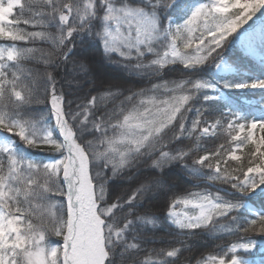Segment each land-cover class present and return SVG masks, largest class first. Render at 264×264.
<instances>
[{"label":"snow or ice","instance_id":"snow-or-ice-1","mask_svg":"<svg viewBox=\"0 0 264 264\" xmlns=\"http://www.w3.org/2000/svg\"><path fill=\"white\" fill-rule=\"evenodd\" d=\"M97 54L149 86L98 81ZM177 66L186 75L165 79ZM222 128L231 150L189 163ZM177 165L216 191L177 195ZM125 182L136 186L117 194ZM222 231L242 238L195 264H253L242 253L264 236V0H0V264H176L187 239Z\"/></svg>","mask_w":264,"mask_h":264},{"label":"trees","instance_id":"trees-1","mask_svg":"<svg viewBox=\"0 0 264 264\" xmlns=\"http://www.w3.org/2000/svg\"><path fill=\"white\" fill-rule=\"evenodd\" d=\"M251 23V22H249ZM37 47H41V48H48L47 44H37ZM224 53L226 56H228L229 58H232L234 56L240 55L239 49L237 48H231V47H226L224 49ZM97 59H98V63L101 64L102 66H104L105 69H108L110 74L113 76H115L112 81L110 82H105V83H115V84H119L124 86L126 89L127 88H131L133 90L137 89V88H141V87H148L149 83L148 81L144 80V79H140L136 76H131L129 75L126 71L122 70L121 68L114 66L112 64H110L108 61L102 59V57L97 54ZM36 67H40L42 68V65H36ZM182 68V66H177V70L171 73H168L164 78L165 79H180L183 78L184 75L186 74H182L179 69ZM94 72H96V70L93 69ZM109 72H105L104 77H102V75H99L100 78L98 81L100 80H106L105 75L109 74ZM59 79V77H58ZM152 82H156L155 80H153ZM64 86L65 89L67 90V86L63 85V82H61V84H58V87ZM43 87V85H41V88ZM87 88V85H85V89ZM73 92L76 91L75 86L73 85ZM95 94V93H93ZM77 95H82V92L77 93ZM128 95V92L125 91L123 93L122 96L117 98V101L120 99H123V96ZM40 99L43 100L44 97L41 95ZM111 106V105H110ZM197 107H199L200 105H196ZM73 107H75V105H73ZM36 110L38 111H43V112H47L48 108L45 106V104L41 103L38 105H35ZM191 115V114H190ZM219 115V113H213L211 115L206 114V118L207 119H215L217 116ZM225 126H226V122H225ZM235 133H233L234 135ZM91 137H85V139H90ZM201 145L203 146V150L201 151H197L195 152L192 157L189 158L188 162H191V159H194L200 155H204L206 152H214L216 150L217 147H219L220 145H224V148L227 150H231V147L233 145H230V137L226 134V132L224 131V129H219L217 131V134L214 137H207V138H203L201 140ZM191 142L190 141H185L183 146H190ZM247 149H244L243 151L238 150V152L240 153L241 156H243L244 152H246ZM46 159L47 156L45 154H37V159ZM230 165L235 167L236 164L235 162H230ZM135 169L130 170L127 174L131 175L132 172H134ZM168 179L171 183H174L176 185L174 191L176 192L177 195H184L187 192H191V191H198L204 188H208L210 191L215 192L216 188L214 187H210L209 183H207L204 180H196L195 178L189 176V174L187 173L186 170L182 169L181 167L174 166L172 167L169 172H168ZM198 185V187H197ZM136 186V184L134 182L132 183H120L117 186V194H119L120 191H127V194L130 195V189L134 188ZM223 187H227L226 185H224ZM221 195H225V193L221 192ZM231 198V197H229ZM254 206L256 208L261 207V202L259 200L254 202ZM154 211L157 212H162L165 211L166 212V207L162 208L160 206V204L158 203L154 208ZM222 224H225L227 227L230 228H234L235 225L230 223V221L228 220H222L221 221ZM168 226L165 225V228H162L160 230L157 231V235L158 236H163L165 238H168V232L165 230ZM171 232H175V229H170ZM249 236L252 239H255L256 241H262V239L264 238V236H260L258 234H249ZM242 238V234L239 232H234V233H228V232H219L217 233V235L215 237H209L206 233H200L197 236H194L190 239H187L186 242L188 245H190L189 250L187 251H183L180 255V257L177 259L176 264H195V261L200 258L202 255H206L208 253L211 252H216L219 249L216 248V245H223V246H227L231 243L234 242H239ZM53 241L58 240L57 237H52ZM183 239V238H181ZM177 246L176 244H172V245H162V244H158L156 245V247H175ZM253 262V261H252Z\"/></svg>","mask_w":264,"mask_h":264},{"label":"rangeland","instance_id":"rangeland-1","mask_svg":"<svg viewBox=\"0 0 264 264\" xmlns=\"http://www.w3.org/2000/svg\"><path fill=\"white\" fill-rule=\"evenodd\" d=\"M91 66H92V68L94 70H96L95 74H96L98 80L100 78L99 75H102V77H104L105 72H109L108 69H105L104 66H102L101 64L98 63L97 56H95V61H94V63ZM114 77L115 76H113V74H112L109 77H106L105 78L106 80H104V82H110V81H112V79ZM237 154L239 155L238 150H237ZM177 210H179V209H177ZM250 253H255V254L258 255V257L256 258V263L255 264H260V261L264 260V241L256 242V248L253 249ZM242 254L246 255L247 253H242ZM259 255H261V257Z\"/></svg>","mask_w":264,"mask_h":264},{"label":"bare ground","instance_id":"bare-ground-1","mask_svg":"<svg viewBox=\"0 0 264 264\" xmlns=\"http://www.w3.org/2000/svg\"><path fill=\"white\" fill-rule=\"evenodd\" d=\"M93 66H94V65H93ZM110 75H111L110 73H109V74H106L105 77H109Z\"/></svg>","mask_w":264,"mask_h":264}]
</instances>
